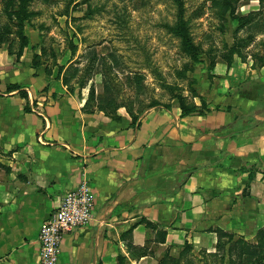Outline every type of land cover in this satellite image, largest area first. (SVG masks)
Listing matches in <instances>:
<instances>
[{
	"label": "crops",
	"instance_id": "0c3cea01",
	"mask_svg": "<svg viewBox=\"0 0 264 264\" xmlns=\"http://www.w3.org/2000/svg\"><path fill=\"white\" fill-rule=\"evenodd\" d=\"M34 54L41 48L17 62L0 48V264H38L42 226L83 182L93 220L64 236L60 264H117L119 254L129 257L127 231L142 220L164 230L166 242L132 264H154L186 243L209 252L219 231L252 239L264 227V68L205 114L182 116L172 103L135 118L120 110L115 120L87 105L88 89L76 81L71 92L33 69ZM10 84L28 99L7 93ZM133 231L137 246L153 234L144 225Z\"/></svg>",
	"mask_w": 264,
	"mask_h": 264
},
{
	"label": "rangeland",
	"instance_id": "374dc122",
	"mask_svg": "<svg viewBox=\"0 0 264 264\" xmlns=\"http://www.w3.org/2000/svg\"><path fill=\"white\" fill-rule=\"evenodd\" d=\"M83 1L34 0L29 8L32 17L24 31L30 43L39 42L38 47L31 46V49H45L39 54L40 69L54 77L60 67L64 69L74 60L81 61L76 80L81 76L88 78L84 70L91 63L89 48L97 46L95 67L100 68L104 62L103 70L108 71V80L121 105L118 115L120 110L141 114L155 102L161 107L178 104L173 95L180 94L189 105L201 106L205 102L206 106H213L211 100L223 94L231 95L228 94L231 89L234 93L252 84V72L260 69L254 57H264V0H186V19L201 52L200 62L196 64L180 50L179 40L165 28L166 24L174 22L175 10L169 0ZM225 1L234 8L232 16L230 10L225 11ZM89 5L92 13L87 11ZM236 17L244 26L233 19ZM5 22L4 6L0 3V25ZM235 45H240L242 54L235 53L229 63V50ZM73 46L78 47L74 56L70 50ZM93 80L97 92L103 94V73L98 71ZM91 83L85 88L88 93ZM148 230L153 234L147 235L143 246L134 243V231L128 235L126 245L130 243L136 249L131 254L147 250V258L159 253L158 231ZM239 238L255 244L257 233L252 239L234 235L231 243H227L226 238H218L209 252L205 249L188 252L182 259L184 246L181 249L169 247L155 263L234 264L236 252L229 257L226 250ZM127 254L126 264L142 259L132 258L128 251Z\"/></svg>",
	"mask_w": 264,
	"mask_h": 264
},
{
	"label": "trees",
	"instance_id": "16d2710c",
	"mask_svg": "<svg viewBox=\"0 0 264 264\" xmlns=\"http://www.w3.org/2000/svg\"><path fill=\"white\" fill-rule=\"evenodd\" d=\"M34 0H0V3L4 6V13L6 16V22L0 25V48L3 46H8V53L11 56H15L17 62L20 61L21 57L23 56L25 50L31 47L30 39L25 34V26L29 22L30 18L32 17V12L30 11V5ZM89 2L90 0H84L82 3ZM73 2V1H71ZM169 2L173 5L175 14H174V22L168 23L165 25L167 31L172 34L176 39L180 42V50L187 55L193 63L200 62L201 52L200 49L196 46L192 33L190 31L188 19H186L187 8H186V0H169ZM225 11L230 10V15L232 16L234 12V8L232 7L229 1H225L224 3ZM87 11L93 12L92 7L89 5ZM239 21L240 26H244L242 20L238 17L233 18ZM38 47L37 45L32 46V48ZM97 46H91L89 48V56L91 58L90 65L84 70L86 74H88V78L81 76L78 80L77 78V71L78 66H80L81 61L74 62L67 71L64 73V69L62 67L59 68L57 71L56 79L62 78L63 83L68 86L71 92L75 91V88L71 87V82L76 80L77 87L79 90H83L89 85V82L93 80V77L100 71L105 76V85H104V92L102 95L97 96L94 88V84L91 83L89 88V95L87 105H92L96 103L97 109L100 111L105 112L108 116L115 120H119L120 117L117 114V109L121 107L120 103H118L116 99L115 88L108 80L109 74L108 71L103 70V65L100 68L97 67ZM43 51L45 49L41 48ZM41 50V51H42ZM71 54L74 56L78 51V47H71ZM240 56L242 54L240 45H235L229 50L228 54V62L231 63L233 59V55ZM255 62L259 65L258 68L264 67V57H254ZM41 57L38 54H35L31 67L33 69H39ZM104 60V59H103ZM96 63V67H95ZM72 70L73 72H69ZM98 70V71H97ZM113 70V69H112ZM90 76V78H89ZM14 91H19L20 96L23 99H28V94L21 90V86L18 84H10L7 85L6 92L11 93ZM173 99L178 102L179 108L181 110L182 116H186L192 113H201L205 114L209 111L208 106H206L205 102L202 103L201 106L198 105H189L187 100L184 96L180 95H173ZM158 103H153L149 108H153L159 106ZM165 108H169L170 105H165ZM26 110H29L28 107ZM129 115L134 117V113L129 110ZM135 118V117H134ZM255 179L254 173H251L248 177V182L246 185V190L250 188L252 182ZM145 225L148 229L158 231L159 235V244H164L166 242V232L164 230L159 229L158 226L148 222V221H141L138 224L132 225L126 233V237L130 235L133 230L139 225ZM219 239H227V243H231L234 241V235L227 234L222 231L218 232ZM127 241V238H124ZM127 251L130 253L131 257L134 256L138 257V259L144 258L148 256L147 250H137L139 253L137 255L131 254L132 250H136L130 243H127ZM219 247L222 248V244H219ZM228 256L233 252H236L237 257L234 261V264H264V227L257 232V241L255 244L249 243L245 241L243 238H239L235 240V242L226 250ZM195 252L193 245L186 243L184 245L183 253H181V259L184 258L186 253ZM225 256V255H224ZM225 263V260H221ZM127 257L123 254H119L117 258V264H126ZM164 263V259L161 261ZM181 260L179 261V263ZM187 262V261H186ZM231 262V263H232ZM227 264V263H226ZM230 264V263H228Z\"/></svg>",
	"mask_w": 264,
	"mask_h": 264
},
{
	"label": "built area",
	"instance_id": "2783aa9c",
	"mask_svg": "<svg viewBox=\"0 0 264 264\" xmlns=\"http://www.w3.org/2000/svg\"><path fill=\"white\" fill-rule=\"evenodd\" d=\"M93 210L94 196L87 182L68 192L40 230L38 264H60L64 236L89 225L93 220Z\"/></svg>",
	"mask_w": 264,
	"mask_h": 264
}]
</instances>
